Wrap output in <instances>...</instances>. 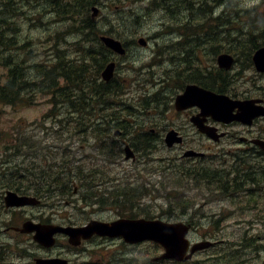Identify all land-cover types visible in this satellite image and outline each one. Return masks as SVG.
I'll return each instance as SVG.
<instances>
[{
    "label": "rangeland",
    "instance_id": "1",
    "mask_svg": "<svg viewBox=\"0 0 264 264\" xmlns=\"http://www.w3.org/2000/svg\"><path fill=\"white\" fill-rule=\"evenodd\" d=\"M3 1L0 4V10L6 8ZM11 1L14 2L13 7L12 4L10 5L11 10L16 12V17L18 16L20 20L18 21L19 43L24 44L30 41L29 44L32 45L33 51L40 52L42 58L51 57L56 48L67 50L68 55L71 54L75 58L81 56L80 52L70 51L80 44V37L75 35L73 38H66V36L62 38L70 25L56 21L55 13L49 16V13L44 12L45 7L40 4L37 7L38 0ZM175 1L169 0L168 4L171 5ZM162 2L164 0H99L100 14L96 15L100 21L99 25L107 29L110 32L108 34L122 41L137 39L140 35L149 39L147 46L134 44L133 50L127 56H109L110 60L121 61L117 71V81L124 86L123 94L117 96L118 92L115 89L110 98L133 105L132 115L122 114L125 120L129 118L128 129L132 126L133 134L154 129L159 137L162 136L157 148L151 154L138 153L134 160H127L124 147L128 143L132 144L133 134L129 132L124 136L123 132L118 135L113 130L114 128H111L112 132H109V140L106 144L100 146L97 139L103 133V131L99 132L100 128L108 126L107 123L100 122L102 121L100 111L97 112L99 123H94L92 127H85L88 124L84 126L76 122L73 124L66 121L58 122L63 115H59L56 120L42 121V116L52 105L46 98L39 99L37 95L34 98L25 96L12 105L0 103V130H10L15 139L21 135L22 137L28 135L26 144L19 143L21 145L19 151L0 154V165L5 163L4 159L8 156L9 159L20 163V166H25L32 158L22 153L31 151L39 154L38 158L43 157L41 161H35L36 164L46 168L58 164V166L54 165L53 169L64 170L69 175L71 173L74 175L83 168L86 173L96 168L95 177L87 176L86 178L89 185L82 187L78 179L73 182V186L77 185L80 190L71 195L70 199L62 195L48 196L46 198L48 205L10 210L8 214H4V218L7 223L19 224L26 218L35 220L50 218V222L64 224H73L69 220L72 219L74 223L80 225L91 217L106 218L115 215L114 210H111L109 206L102 207L104 210L101 209L100 212L93 211L94 208L100 206L94 204V200L110 205L116 200L124 202L128 197V192L133 198H137L143 195V191H146L148 192L144 199L147 205L146 211L152 216L169 221L192 220L194 227L190 237L193 241L210 238L225 240L215 247L199 252L195 260L205 262L204 264H241V259L245 257V260L248 259V264H263L264 219L258 218V215L264 218V207L249 205L251 202L245 194H235L223 199L219 193H209L206 189L201 190L194 185L195 183L183 187L179 171H175L176 165L181 164L178 157L181 154V147L179 145L168 147L164 136L170 128H178L182 120L188 122L186 112L190 113L196 109L189 108L183 112L185 114H178L175 109L174 97H172L175 95V89L182 92L183 84L191 82L190 80L182 81L181 79L185 76L195 74L211 84L215 82L208 74L225 76L229 79L226 93L235 98L256 96L264 92L261 87L264 84V74L257 72L254 64L251 63L254 47L264 42L261 35L263 27L261 13H264V0H223L222 5L217 8H213L214 4L218 3L215 0H183V4L188 7L184 6L178 14H175L174 10L173 14L167 12L160 6ZM42 12H44L43 20H51V23H54L51 29H46L51 23L43 29L42 25H39ZM8 13H3L1 19L6 17L11 21L12 17ZM32 13L34 16L28 18V15ZM177 22L178 24L183 23V37L179 42L168 39L169 35H166L170 30L166 28L167 24ZM155 31L158 32L155 33ZM82 33L99 45V32H89L85 28ZM153 34L156 38H160L157 50L166 51L169 56L173 55V62L166 61L162 53L155 52L156 38L150 37ZM177 36L181 38L180 34ZM250 37H255V41L250 40ZM81 43L83 44V40ZM28 49L30 48L25 47L23 50L27 52ZM222 52H229L237 58L235 66L230 71L219 72L221 69L217 57ZM186 57L189 60H185ZM37 59H39L38 54L35 55V60ZM5 74L6 68L0 65L1 81L5 79ZM216 85L219 86L217 83ZM163 89L169 97L166 98L164 94L156 95L157 91ZM152 96L159 97L162 103L150 101L147 105L150 99L154 100ZM103 104L100 103V105ZM112 106L118 107L115 104ZM109 112H112V107ZM83 122L90 121L83 119ZM81 126L84 127L76 131V128ZM224 128L238 134L229 135L222 142L214 143L201 132L191 128L190 132L194 134V148L198 146L207 152L206 147H208V153L213 155L206 157L204 164L215 167H222L223 163L235 164L240 157L246 155L242 154L240 142H237L239 134L248 131V134L255 135V132H259L256 125H248L244 129L240 123H231L225 125ZM115 129L123 130L121 127ZM4 138L1 143L4 145L1 149L3 152L6 145ZM210 145H212L211 149ZM44 155H47L49 159H46ZM251 160L257 162L255 158ZM64 161L67 162L66 166L71 171L66 167L65 169L60 167ZM189 163L190 166L192 162ZM1 169L2 167L0 168V182H5ZM192 186H195V189L191 188ZM106 189L114 190L105 192ZM5 191L6 188L0 190V205ZM116 192L124 193L119 195ZM213 195L216 197L212 201L211 196ZM82 197L85 198L83 202ZM68 200L76 202L77 206L67 204ZM185 200H189L190 204L193 203L194 208L187 206L184 210L182 204ZM142 212L144 211L139 210L136 213ZM220 219L223 220L220 228L212 224ZM1 223L0 230L4 228ZM246 234L249 240L245 247H248L250 251L246 253V256L234 253L241 247L242 238ZM15 241H19L20 246L29 252V255H20ZM7 243H11V247L7 248L8 255L4 253L2 261L5 264H35L36 256L48 254L75 258L82 264H125L126 261L130 262L129 264H177L169 260L153 261L155 256L163 252L162 246L154 242L127 246V244L110 241L101 243L95 241L91 245L86 244L87 247L81 252V257H76L75 252L77 251L69 245L65 236H60L54 248L47 249L38 246V243L29 235L18 236L15 232L9 231L0 234V248H5Z\"/></svg>",
    "mask_w": 264,
    "mask_h": 264
},
{
    "label": "trees",
    "instance_id": "2",
    "mask_svg": "<svg viewBox=\"0 0 264 264\" xmlns=\"http://www.w3.org/2000/svg\"><path fill=\"white\" fill-rule=\"evenodd\" d=\"M94 1L95 0H40L39 4L46 8L44 12L49 13V16L51 13H55L57 16L56 21H62L67 23V25L74 26V28L64 32L62 38H65L66 34L70 31L75 33L79 32L80 38H82V32L85 28H95L99 26L97 21L92 19L88 13L90 7L95 3ZM8 4L11 5L9 0ZM44 12H42L40 18L42 29L52 22L51 20H42ZM261 14V19L263 21L262 32H264V13ZM1 22L0 10V25ZM52 25L53 23L50 24L49 28L46 27V29H50ZM10 28H17V24L9 21L7 30L2 27V30L0 29V65H4L7 68L8 76L5 81L0 80V103L12 105L20 101L24 97L23 95H27V93L29 95L39 93V99L46 98L52 105L42 116V121L47 119L56 120L59 115H63V118L59 119L58 122L64 123V121H66L69 124L76 122L84 126L88 124L85 127H92L94 123H99V120H97L99 119L97 112L100 111L102 119L100 122L107 123L108 126L100 128L101 130L99 132L103 131L105 134L111 133V128L121 127L125 134L129 132L132 133V126L130 129L127 127L129 125V118L125 120L122 114L128 113L132 115L134 113L132 108L133 105L128 102H118L116 99L110 98L115 89L118 92L117 96L123 94L124 86L115 82V79L110 82L99 80L101 70L110 60L109 50L99 39L97 49L94 44L89 47L77 44L75 51L80 52L81 55L77 58L71 54L68 55L67 50H62L60 48H56L51 57L42 58L41 53L33 51L32 47H28L30 49H28L27 52L23 50V47L30 45V41H28L27 44H18L15 40L16 30L12 37L5 35L7 31H10ZM250 40L254 42L255 37H250ZM36 54L39 56L37 60H35ZM199 82L209 84L205 82L203 78H199ZM100 103L104 104L100 105ZM112 104L118 107L115 108ZM149 104L150 101L147 102V105ZM111 107L112 112H109ZM83 119L85 121L89 120L90 122H83ZM84 126L76 128V131ZM4 136L6 137L4 138ZM13 136L10 130H0V152H3L1 151L4 147V145L1 144L4 141L3 138L6 141L5 149L2 154H7L10 151H19L18 149L21 147V142L26 144L28 141V135L23 137L21 135V137L19 136V138L16 139ZM131 139L135 149L144 155L150 153V151L156 147L158 136L151 131H143L133 134ZM105 141L106 139L102 138L99 142L104 144ZM22 155L32 158L25 166H20V163H16L15 160L9 159L8 156H6L7 159H4L5 163L0 165L5 181L2 184L0 183L1 189L13 188L22 193H32L44 197L45 195L50 196L53 193H57L58 188H62L63 190L60 193L69 195L67 192L68 187H73V182L76 179L72 173L69 175L66 174L64 170H54L53 166H58V164L50 165L47 168L36 164L35 161H41L43 159V157L38 158L39 154L36 152L32 153L31 151H26L22 153ZM44 157L49 159L47 155H44ZM25 161L26 159L24 162ZM66 163L67 162L64 161L63 165H60V167L62 169H65V167L68 168ZM69 171H71V169H69ZM231 171L236 172V175H234L232 179L241 177L240 173L242 172V168L238 170L231 169ZM77 173H80L78 177L80 185H85L83 182L87 174H85L83 169L78 170ZM92 174L93 172L89 173V175ZM217 177L216 174V178ZM236 179L234 180L236 181ZM234 182L224 186L226 188L238 187L239 184ZM8 247H11V243H7L5 248H0V264L4 263V261H2L4 253L6 252L8 255ZM16 247L20 255L29 254V252L20 246L19 242H16Z\"/></svg>",
    "mask_w": 264,
    "mask_h": 264
},
{
    "label": "water",
    "instance_id": "3",
    "mask_svg": "<svg viewBox=\"0 0 264 264\" xmlns=\"http://www.w3.org/2000/svg\"><path fill=\"white\" fill-rule=\"evenodd\" d=\"M103 40L111 48L120 53H125L126 49L122 42L110 36H104ZM145 43V41H142ZM255 63L260 70H264V47L258 49L254 55ZM234 58L232 55L224 53L219 56V64L222 67L230 68L233 64ZM115 70V62H111L107 65L103 72V76L106 80H109ZM200 105L203 112L214 115L218 119L232 120L235 116L232 115V111L239 107L244 114L238 118H244L245 116L254 117L261 113L252 107V101L241 102L239 100H233L225 95H218L211 90H207L199 87L198 85H189L186 91L178 95L176 105L179 109L191 106ZM242 111L240 113H242ZM239 113V115H240ZM200 128L206 131L209 135L215 136L213 131L207 130L203 127L202 120L200 118L195 119L198 122ZM218 139V136H215ZM169 145H173L177 141H181V138L177 136L175 130H171L166 138ZM127 157L134 156L132 149L127 146ZM196 153V152H193ZM5 202L8 207L11 206H23L27 204H36L39 200L36 197L29 195H19L16 191L8 190L5 195ZM21 232H35L34 238L45 246H52L55 243L56 233H67L70 235V240L73 243H78L80 237H90L94 233L100 235H124L129 241H138L143 239H152L163 244L166 248V252L161 258H176L183 259L186 256V252L189 248V241L185 237L189 231V226L181 222L169 223L160 219L154 220H131L121 219L111 223H104L100 221H92L86 227H63L53 224L36 223L33 220H26L21 227H16ZM212 242H200L193 246L192 252L197 249L208 247ZM192 256V253L187 255L186 258ZM38 264H69L67 260L61 258H39Z\"/></svg>",
    "mask_w": 264,
    "mask_h": 264
},
{
    "label": "flooded vegetation",
    "instance_id": "4",
    "mask_svg": "<svg viewBox=\"0 0 264 264\" xmlns=\"http://www.w3.org/2000/svg\"><path fill=\"white\" fill-rule=\"evenodd\" d=\"M169 0H164V2L160 3V6L162 8H164L167 12L172 13L173 14V10L175 12V14H178L183 7H188V5L183 4V0H176L174 3H172L171 5L168 4ZM221 0H215V2L220 3ZM216 4H214L213 8L215 7ZM191 6V4H190ZM220 6V5H218ZM164 24V22H163ZM182 24L180 23L178 24V22L176 24H170L168 23L166 28H170V30L167 32L166 35H169L168 39H173V37H176L177 34H183V28H182ZM102 30V29H100ZM89 31H96V29L94 30H89ZM158 31H155V33H157ZM161 34V33H160ZM143 36H139L137 39H128L123 41L124 45L127 48V54L130 53L133 48H134V44H140V38ZM150 37H155V34L151 35ZM172 37V38H171ZM146 38V37H145ZM156 38V37H155ZM148 43H149V39L146 38ZM159 39L160 38H156V42H157V46L155 49V52H160L163 54V57H165L166 61H174L173 60V55L169 56L168 54H166V51H160L157 50L158 47V43H159ZM137 40V41H136ZM148 43L146 44V46L148 45ZM127 56V55H126ZM185 60H189V58H185ZM131 62V61H129ZM262 75V74H261ZM187 84V83H186ZM189 84V83H188ZM186 86V85H185ZM264 89V84L261 86ZM185 89V87L183 88V90ZM182 90V91H183ZM259 94V95H258ZM256 96H248L245 97L243 99H255L256 100V104L262 105L264 107V92L258 93ZM187 109L182 110L181 112H177L178 114H185L183 112H185ZM201 113V109H193V112H186L187 114V121L182 120L179 124H178V128H174L175 130L178 131V137H181V142L179 144V146L181 147V154H179V160L181 161L180 164V179L182 180V184L183 187L188 186V184H193L198 186L199 188H201V190H207V192L209 193H213V192H217V193H222L223 195H235V194H245V196L248 197V201L251 202L249 205H255L257 207L258 206H263L264 207V118L263 117H259L257 119L254 120V123L251 126H258L259 128V132H255V135H251L248 134L249 132L246 131L244 132V134H239L238 138H237V142H240V149L243 154H246L245 156H243V158L247 159V158H255L256 159V163L255 164H251L250 167L255 166L257 168V170L255 171H242L240 173L241 177L239 178H234L236 179V181L234 179H232L234 176L236 175V172H232L229 170H224V171H220L218 173H216L213 170H209L210 168H208V170H200L199 168V164H201V162H204L206 157H208V153L206 151H203L200 147L197 146V148H194V144L195 142H193V137L194 134H191L190 130L191 128H194L197 130V132L199 131V127L192 122V118H196V115ZM210 115H202L201 118L206 120V123L204 122V125L206 126H211L214 128H219V131H224L222 133L226 132V136H235L238 133H232L229 130H225L224 127H221L220 123L215 122L211 117H209ZM186 119V118H185ZM208 126V127H209ZM246 127H244V129H246ZM171 129V128H170ZM190 138H192V140L190 141ZM222 142V141H221ZM198 145V144H197ZM210 149L212 148L211 146H209ZM207 150L208 147H206ZM192 150H197V151H202L204 152V154L202 155H193ZM192 162V164L189 166V162ZM200 162V163H199ZM191 168V169H188ZM216 174H217V178H216ZM256 178V182L254 181V179ZM235 181V182H234ZM238 183L240 186L238 187H228L225 188L223 187L224 185L227 186L228 183ZM216 185V186H215ZM191 188L195 189V186H192ZM190 189V188H189ZM200 190V189H198ZM147 196V193H144V195H142L141 197H137V198H133L131 196V193L128 192V197L127 199L124 200V202L121 203H115V206L111 207V210H114L115 215L113 217H106V218H98L104 221H113L116 220L118 218H123V217H129V218H134V217H146L147 216V205L144 202L145 197ZM215 198V196H211V200L213 201ZM226 197H223V199H225ZM244 201H246L245 199H243ZM209 203V202H207ZM254 203V204H253ZM100 206L94 208V211H98L100 212L101 209L104 210L102 207H107L105 206V203L103 202H99ZM187 206H191V208H194V204L191 203L189 200H185L183 201L182 207L187 208ZM201 206V205H200ZM136 210H142L144 212L142 213H138L136 215ZM185 210V209H184ZM93 215V214H92ZM71 223H74L73 220H70ZM188 224L192 225L193 221L189 220L186 221ZM95 241L97 242H114V243H122L124 245H126V242L123 239H114L108 236H103V237H96V236H92L86 240H82L81 244L77 247H72L74 248L77 252L76 253V257H81L82 256V251L86 246V244L91 245L93 244ZM218 243V241H217ZM216 243V244H217ZM215 244V245H216ZM136 246L135 244H127V246ZM66 259H68L69 261L76 263V264H82L80 263L77 259L75 258H67L64 257Z\"/></svg>",
    "mask_w": 264,
    "mask_h": 264
},
{
    "label": "bare ground",
    "instance_id": "5",
    "mask_svg": "<svg viewBox=\"0 0 264 264\" xmlns=\"http://www.w3.org/2000/svg\"><path fill=\"white\" fill-rule=\"evenodd\" d=\"M122 40V39H121ZM119 135V134H118Z\"/></svg>",
    "mask_w": 264,
    "mask_h": 264
}]
</instances>
